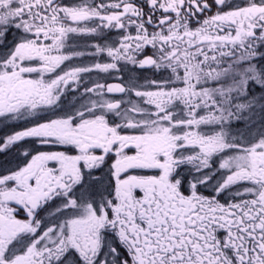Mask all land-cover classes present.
Returning <instances> with one entry per match:
<instances>
[{"label":"snow or ice","instance_id":"snow-or-ice-1","mask_svg":"<svg viewBox=\"0 0 264 264\" xmlns=\"http://www.w3.org/2000/svg\"><path fill=\"white\" fill-rule=\"evenodd\" d=\"M0 124V264H264V0H0Z\"/></svg>","mask_w":264,"mask_h":264},{"label":"flooded vegetation","instance_id":"flooded-vegetation-1","mask_svg":"<svg viewBox=\"0 0 264 264\" xmlns=\"http://www.w3.org/2000/svg\"><path fill=\"white\" fill-rule=\"evenodd\" d=\"M77 2H78V0H61V3L65 4V5H72V4H75ZM137 2H139V0H137ZM232 2L233 3H241V2H243V0H232ZM214 11H215V8H213V12ZM192 24H193V26H195L196 21L193 20ZM106 37L108 39L113 40V41L119 39V35H118L117 30H112L110 33H106ZM16 38H17V36H16V30L15 29H13L11 31V33H9L7 35V37H6V39H7V41L9 43H11ZM73 41L75 43L79 44L81 47H83L85 41H87L88 43L101 42V38H97V37H74ZM105 59H107V58L105 57ZM90 60H91V58H88V57L85 58V62H89ZM129 67H131V66H129ZM130 74L131 75H136L137 78L142 79V80L143 79H151V78H153L152 72L149 69H144V70L136 69L134 71V73H129L127 71V69H125V71L123 72V75L125 77H127ZM90 76H91V80L86 79L85 80L86 83H91V81L97 80V79H101V82H104L106 80L108 83L119 82V80L117 79L116 75L108 76L106 74H100V76H97L95 74H90ZM81 91H82V88H81ZM252 91L254 93H256L257 95L260 94L258 89L254 88V89H252ZM113 95H115L117 98L119 96V94H113ZM67 98H68V100H70L72 102H75V100L80 99V96H79V94L73 95L72 93H68L67 94ZM237 126H238V122H234L233 125H232L233 131L237 130ZM4 127H5L4 125L0 124V128H4ZM25 143L30 148L34 146V147L44 148L45 150H48V149L57 150V146L39 145V144L32 145L31 141H28V142H25ZM5 159H11V157H7V158L0 157V162H3Z\"/></svg>","mask_w":264,"mask_h":264},{"label":"rangeland","instance_id":"rangeland-1","mask_svg":"<svg viewBox=\"0 0 264 264\" xmlns=\"http://www.w3.org/2000/svg\"><path fill=\"white\" fill-rule=\"evenodd\" d=\"M253 93H254V92H253ZM254 94H256V93H254ZM256 95H257V94H256ZM237 130H241V131L244 130V123H243V122H238Z\"/></svg>","mask_w":264,"mask_h":264}]
</instances>
